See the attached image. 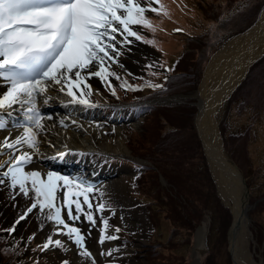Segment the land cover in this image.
Masks as SVG:
<instances>
[{"label":"rangeland","instance_id":"374dc122","mask_svg":"<svg viewBox=\"0 0 264 264\" xmlns=\"http://www.w3.org/2000/svg\"><path fill=\"white\" fill-rule=\"evenodd\" d=\"M239 1L167 0L165 1L166 5H164L162 0H159V4L155 6L159 8L160 5H163L168 14L146 13L148 19L152 21L155 31L141 26H133L139 30L145 40H154L155 44L136 41L134 38L129 37V40L133 42L124 46L122 54L119 56V64L123 67L112 65L111 70L120 76L119 80L110 78L112 86L115 87L116 95H112L111 88L106 86L99 78L92 77L87 80V84L91 85L92 95L89 99L94 106L82 105V109L93 115L92 118L84 116V114L83 116L73 115L72 113L74 112L71 111H67V114L61 113V110L58 112L60 116L66 117V119L70 118L74 122L71 127H66L65 124L56 125L54 128L58 131L54 135L55 140L51 138L53 140L52 143L55 145H70L72 144L71 142H66V139L68 141L71 140L67 134L68 131L77 133L78 140L85 145L84 147L81 146L83 150L81 152L82 161H76L80 166L82 164L86 166V169L82 170L84 173H82L80 178L95 185V191L90 194V200L93 203V214L96 219L95 226L91 225L83 215L79 221L74 223L68 221L66 211L64 219L72 226L80 228L82 233L85 234L86 246L93 257H95L96 264H148V252H146L145 256L144 252L146 248L150 247L148 246L150 242H157L165 245V247L167 246L161 250L173 257H184L182 254L187 253L190 260L189 264H196L192 254L196 244L195 235L197 229L201 227L200 225L195 229L192 245H188L185 241H180V238L171 242L167 237V229L171 226L177 228L180 225L179 221L172 218L176 217L174 216L175 214H184V210L187 209V203H184L171 181L149 158L155 152L154 149H157L159 136L154 135L151 140L142 139L145 132L152 128V122H148L150 119L147 118L150 115L149 110L145 109L143 112L140 107L144 105L152 107L183 103L195 106L197 111L193 117V122L201 142L196 127L198 105L200 104V98L197 94H199L200 88L203 86L201 82L204 71L216 52L225 47L233 40L232 38L246 32L255 25L264 8L263 3L257 19L247 30L229 35L234 32L231 19L235 9L240 5ZM232 6H235V9L229 11ZM245 10L247 9L245 8ZM235 15L237 18L241 17L239 13ZM187 33H194L199 35V37L189 40L186 39L185 34ZM210 37L215 43L208 47ZM117 39L121 38L117 37ZM118 47L120 46L118 45ZM197 48L200 49L199 52H197ZM182 53H187V56H195L196 67L201 68L200 81L193 91L185 94L180 92L163 97L154 96L140 101H136L132 97L121 98L123 94H128V91L120 87L124 77L133 78L145 86L146 82L159 83L161 85L165 79V67L160 68L158 66L170 65L173 59L178 55H183ZM149 64L157 67L149 69L147 67ZM152 72L158 74L152 75ZM247 73L248 71L242 81L246 78ZM94 81H98V84H94ZM250 81L251 77L239 91L238 96L241 95L239 98H232L233 91L215 113V125L218 134L222 138L223 145L225 141L222 136L221 126L224 127L225 136L231 141V148L233 145L239 146V141H233L232 139V137L235 138V134L244 132L252 137L246 144L247 152L251 159L247 167V175L250 176L251 182L250 187L247 183L250 192V210L248 213L256 208H261L259 207V202L264 200V105L262 104L261 107L255 106L253 97L257 98L258 93L254 92V90L251 91L252 94L250 93L253 97L247 94L249 92L248 89L252 87L249 84ZM58 94L59 99L65 98L60 95V92ZM42 98L40 97V103L43 102ZM17 114L13 112L12 116L5 117L8 126L6 129L0 130V140L6 136H11L12 133L22 134L23 126L27 125L23 123L26 116L23 113V117L18 121L15 117L13 118ZM88 124L93 127L92 135L94 134V139L89 136L90 134H86V131H81V127ZM43 132L48 133L49 131L43 130ZM43 132H41L39 139L42 140H40V147H42L40 153L44 154L47 153L45 148L50 141L45 139L47 138L46 135L45 138L43 137ZM200 144L203 150L202 142ZM244 149L246 150V148ZM196 153L195 151L190 156L195 165L198 162ZM225 154L228 158L230 157L226 150ZM41 166L43 165L41 164ZM44 166L48 171L59 172L60 175H63L62 171L64 169H61L62 167H47L46 163H44ZM146 167L154 170L156 172L155 176L153 174L152 176H147L149 172L145 174ZM27 170L35 169L30 164L27 166ZM76 171L78 172V168H76ZM113 173L115 175H112ZM215 191L220 202L223 203L217 186ZM65 192H61L59 195L62 197ZM12 196L13 193L8 187V182L5 181L4 186L0 187V264H62V261L65 260L69 264H92L90 258L78 255L80 250L68 240L67 236L55 234L56 226L41 216L38 209L30 213L29 218L31 221L26 222L28 219H25L20 221L19 224H15V221L24 214L33 200L32 193L29 194L28 198H25L18 193V189L15 199ZM170 198L182 210L181 212L172 210ZM97 204L105 205L103 213L96 210ZM84 207L86 210L87 206L84 205ZM211 210L212 208L207 212ZM259 215H261L260 219L254 220ZM263 215L264 209L261 208L253 219L249 216V228L253 237L251 235L248 237L250 239L248 249L254 254V259L257 263L263 260L264 264ZM102 217L109 222L107 235H115L117 227L121 229L117 240L105 241L103 245L99 243L103 229ZM208 218L209 222L210 218ZM10 226H15L16 229L11 234L4 231ZM206 232L205 227V250L201 253L198 264H201V258L208 253ZM48 235H52L53 240L60 239L65 247L56 248L51 246L49 250L43 251L40 246L46 241ZM220 235V232L214 233L213 242H220ZM109 251L112 252V256L101 255V253ZM218 261L219 264H233L231 256L228 261L227 256L221 255Z\"/></svg>","mask_w":264,"mask_h":264},{"label":"snow or ice","instance_id":"6c2138e0","mask_svg":"<svg viewBox=\"0 0 264 264\" xmlns=\"http://www.w3.org/2000/svg\"><path fill=\"white\" fill-rule=\"evenodd\" d=\"M157 4L159 0H0V78L6 82L5 91L0 93V130L8 126L5 117L17 110L24 112L28 122L21 135L0 140V160L3 161L0 162V187L7 181L13 199L17 189L25 198L32 193L33 202L15 224L38 209L41 216L54 223L55 234L67 236L80 250L78 255L90 258L92 264L96 261L86 246L85 234L68 221L74 223L83 215L95 226L90 200L95 185L51 171L46 175L38 170L26 171L33 158L40 154L39 137L46 119L39 107L40 97L43 96V103L47 104L48 91L59 86L58 91L70 97L69 103L94 106L89 99L91 85L87 84L92 77L99 78L111 88L112 95H116L110 78L119 80L120 76L111 70L112 65L123 67L119 56L122 48L133 42L129 37L155 44L154 40H145L133 26L155 31L146 13L168 14L163 5L158 8ZM147 67L157 66L149 64ZM158 67L164 68L163 65ZM120 87L126 91L142 90L133 88L127 81ZM146 87L156 89L162 85L146 82ZM61 192H65L62 197ZM96 210L103 213L105 205L97 204ZM65 211L68 221L64 219ZM101 219L103 229L99 243L117 240L121 229L117 227L116 234L109 236V222ZM15 230V226L4 229L9 234ZM51 246L65 247L60 239L53 240L52 235H48L40 247L47 251ZM101 255L112 256V252ZM62 264L69 262L65 260Z\"/></svg>","mask_w":264,"mask_h":264},{"label":"trees","instance_id":"16d2710c","mask_svg":"<svg viewBox=\"0 0 264 264\" xmlns=\"http://www.w3.org/2000/svg\"><path fill=\"white\" fill-rule=\"evenodd\" d=\"M239 2L240 5L237 9H235V6L229 9V11L235 9L231 19L234 32L229 35L247 30L257 19L264 0H240ZM245 8L247 10H245ZM236 13L241 14V17L237 18L235 15ZM185 35L186 39L189 40L199 37V35L194 33H187ZM214 43L215 42L212 41L210 37L208 47H211ZM196 50L197 52L200 51L199 48ZM182 54L183 55L176 56L170 65L167 64L164 66L166 69L172 70L165 71V79L160 88L149 89L133 78L124 77L123 82L127 81L133 88L138 87L142 90L128 91V94H123L121 98L126 99L127 97H132L136 101H140L147 100L154 96L163 97L180 92L185 94L193 91L200 81L201 68L196 67L195 56H187V53ZM250 77L251 81L249 84L252 85V87L248 89L249 92L247 94H250L252 90L258 93L257 98L253 97L251 95L252 93L250 95L254 98L255 106L261 107L262 104L264 105V55L249 67L246 78L234 90L232 98L236 99L241 96H238V93ZM145 109H148V112H150L147 118L151 119H149L148 122H152V128L145 132L142 139L151 140L154 135L159 136L157 149H154L155 152L149 156V158L171 181V184L177 189L184 203H187V209L184 210V214H175L174 216L176 217L172 218L179 221L180 225H178L177 228L171 226L167 229L169 241L172 242L180 238V241H185L188 245H192L195 229L198 225L201 226L203 222L207 220L208 215H210V219L208 218L209 222L206 226V245L208 253L201 258V264H219L218 260L221 255L227 256L229 261L230 254L227 250V232L232 222V214L230 209L221 203L219 197L216 195V183L211 176L209 165L201 148V142L197 136L193 122V117L196 114L197 108L193 105L184 103L152 107L144 105L140 107V110L143 112ZM221 128L223 133L222 136L225 141L224 150L229 154V160L234 163L245 176L250 187L251 182L250 176L247 175V167L251 159L248 155L246 144L252 137L244 132L235 134V138L232 137V139L233 141H239V146L236 147L232 143L233 147L231 148V141L225 136L224 127L221 126ZM180 132L189 133L181 134ZM241 142L243 143L241 144ZM243 147L246 148V150ZM186 151L187 153L185 154ZM195 151L198 156L196 165L193 160L190 159V156L195 153ZM147 172H149L147 176H152V174L155 176L156 173L154 170H150L149 167H146L145 174ZM170 202L173 211H182L174 203L172 198H170ZM259 203V207L264 209V200ZM211 208L212 210L207 212ZM261 208H256L248 213V215L253 219L254 215L258 213ZM260 217L261 215H259V217L256 216L254 220H259ZM216 232H220L221 234L220 242H213L212 238ZM150 243L148 244L150 247L146 248L144 252V256L146 252H148V264H189L190 260L187 253L182 254L184 257H173L165 254L161 250L165 245H161L157 242Z\"/></svg>","mask_w":264,"mask_h":264},{"label":"bare ground","instance_id":"6f19581e","mask_svg":"<svg viewBox=\"0 0 264 264\" xmlns=\"http://www.w3.org/2000/svg\"><path fill=\"white\" fill-rule=\"evenodd\" d=\"M229 44L230 45H226V47L222 49V52L213 60L214 64L208 76L205 78V82L200 88L199 94H197V96L200 98V115H197V117L199 116L200 118L197 119V125L204 140V145L213 176L218 183L219 193L225 202L231 207L232 211L237 214L238 211H240V196L236 188L232 172L230 171V168L223 162L224 155L220 149L218 130L215 125V113L230 94V92L244 78L250 63L264 51V8L260 18L253 28L247 33L233 39ZM97 82L98 81H94V84H98ZM58 87L59 86H56V88H51L47 95L50 96L53 93L55 94L56 91L58 92ZM5 88L6 82L0 78V93L5 91ZM61 96L66 97V95L63 93H61ZM48 103H50V100ZM48 106L50 108H44L41 103L39 104L42 114H44L46 117V119L43 121L44 130L49 131L48 133L43 132V137L45 138L46 135L47 138L45 139L50 141L48 146L45 148L47 153H40L39 156H35L31 164L33 168L40 171L42 175H46V173L49 172L44 166V163H46L47 167H62L61 169H64L62 171L63 176H67L73 180H82L80 177L82 173H84L82 170L86 169V166L75 165L76 163L72 158H63L64 153L69 152L75 156L78 155L77 157L82 161L81 152H83V150L81 149V146L84 147L85 145L81 144V142L78 140V137L76 136L77 133L75 134L74 132L68 131L67 134L71 140L68 141L66 139V142H71L72 144L69 143L70 145H55L52 143L53 140H51V138L55 140L54 135H56V132L58 131L56 128H54L56 125L65 124L66 127H71L74 122L70 118L64 119L59 117L58 112L60 110L66 113L67 111H71L74 112L72 113L73 115L78 116H83L84 114V116H89L91 118L93 115L82 109L83 106L80 104L66 106L64 104L61 105L58 103H52ZM68 107L71 108L68 109ZM15 113L18 114L14 115L13 118L15 117L19 121V119L23 117L22 114L24 112L17 110ZM47 117H51V119H47ZM26 122V119L23 120V123L26 124ZM81 131H86V134H90L89 136L94 139V134L92 135L93 127L90 126V124L81 127ZM17 136H19L17 133H12L11 135L13 138ZM41 149L42 147H40V150ZM104 149L106 148L104 147ZM52 156L56 158H48ZM0 162H2V160H0ZM41 164L43 166H41ZM86 164L89 165L87 162ZM76 168H78V172L76 171ZM55 173L59 174V172ZM112 175L115 174L113 173ZM207 223L208 220L204 221L201 227L197 229L195 235L196 244L192 256H194L196 264H198L201 253L205 250V227L207 226ZM241 243L242 244L235 245L234 249L235 252H237L235 255L240 254L243 256V253L246 254L248 243L245 241H242Z\"/></svg>","mask_w":264,"mask_h":264},{"label":"water","instance_id":"95a60500","mask_svg":"<svg viewBox=\"0 0 264 264\" xmlns=\"http://www.w3.org/2000/svg\"><path fill=\"white\" fill-rule=\"evenodd\" d=\"M252 28L253 27H251L246 32H244V33H242V34H240V35H238V36H236V37H234L232 39H235V38H237V37H239V36L247 33ZM229 43L227 45H230ZM223 48L224 47H222L218 52L215 53V55L213 56L212 60L210 61V63L206 67V70L204 71V76L202 78L201 85L205 82V78L208 76V74H209V72H210V70H211V68H212V66L214 64V61L213 60L222 52V49ZM263 55H264V51L260 55H258L250 63V65L253 62H255L258 58H260L261 56H263ZM248 69H247V71H248ZM241 82H242V80L237 84V86ZM235 88L230 92V94L235 90ZM198 107H199V105H198ZM197 115H200V109H199ZM198 118H200V117L198 116L196 118V127H197V130H198V133H199V137H200L201 142H202L203 151L205 153V156H206V159H207V163L209 165V169H210L211 176H212L213 180L216 183L217 190H218V193H219L218 183H217V181L215 180V178L213 176L212 169H211V166H210V163H209V159H208V155H207V152H206V149H205V145H204V140H203V138L201 136L200 129H199L198 125H197V119ZM218 136H219L220 149H221V151L223 152V155H224L223 156V162L230 168V171L232 172V176L234 177V181H235L236 188H237V190L239 192V196H240V211H238V213L235 214L232 211L231 207L225 202V200L223 199V197L219 193V196L221 197L223 204L230 209L231 214H232V222H231V225H230V227L228 229V232H227L228 252H229V254L231 256V260H232V263L233 264H263V260H260L259 263L256 262V260L254 259V254L252 252H250V250L248 249V247H247L246 254L243 253V256L240 255V254L235 255L237 253V252H235V249H234L235 245L242 244L241 243L242 241H245L248 244H250V239L248 237L250 235L252 236V232H251V230L249 228V215H248V212L250 210V208H249V206H250L249 205L250 192H249V187L247 185V182H246L245 177L243 176V174L239 170V168L234 163H232L229 160V158L227 157V155L225 154V150H224V147H223L224 145H223V142H222V138H221V136L219 134H218ZM239 261H240V263H239Z\"/></svg>","mask_w":264,"mask_h":264},{"label":"crops","instance_id":"0c3cea01","mask_svg":"<svg viewBox=\"0 0 264 264\" xmlns=\"http://www.w3.org/2000/svg\"><path fill=\"white\" fill-rule=\"evenodd\" d=\"M166 4V3H165Z\"/></svg>","mask_w":264,"mask_h":264}]
</instances>
